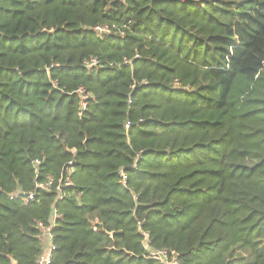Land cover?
<instances>
[{"label": "trees", "instance_id": "obj_1", "mask_svg": "<svg viewBox=\"0 0 264 264\" xmlns=\"http://www.w3.org/2000/svg\"><path fill=\"white\" fill-rule=\"evenodd\" d=\"M37 223L51 264H264V0H0V264Z\"/></svg>", "mask_w": 264, "mask_h": 264}, {"label": "built area", "instance_id": "obj_2", "mask_svg": "<svg viewBox=\"0 0 264 264\" xmlns=\"http://www.w3.org/2000/svg\"><path fill=\"white\" fill-rule=\"evenodd\" d=\"M38 161L35 162L37 164ZM69 170H66V176L65 178H60L57 182L56 185L54 186V191L58 194L59 198H62L64 188L67 186H71V181L69 179ZM54 180L52 178H49L45 182L39 183L36 185L37 188H41L42 190L49 191L51 188L53 189V184ZM13 197H21L24 201V203H29L34 200L35 193L33 191L30 192H21L20 194L18 192L10 195V198ZM53 217H55V213L53 214ZM52 224V223H50ZM44 226L42 223H37V228L39 229V238L42 241L43 249L42 252L39 255V258L37 260L38 264H51L52 260V252L55 249V245L52 243V233H51V225ZM94 230H96V225L93 224L92 227ZM150 255L155 258L160 260L163 263L166 264H177L175 260H169L167 258V254L163 250H157L150 252Z\"/></svg>", "mask_w": 264, "mask_h": 264}, {"label": "water", "instance_id": "obj_3", "mask_svg": "<svg viewBox=\"0 0 264 264\" xmlns=\"http://www.w3.org/2000/svg\"><path fill=\"white\" fill-rule=\"evenodd\" d=\"M15 264V263H14Z\"/></svg>", "mask_w": 264, "mask_h": 264}]
</instances>
